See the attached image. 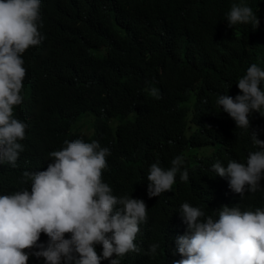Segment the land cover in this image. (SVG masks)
Wrapping results in <instances>:
<instances>
[{"label":"trees","instance_id":"16d2710c","mask_svg":"<svg viewBox=\"0 0 264 264\" xmlns=\"http://www.w3.org/2000/svg\"><path fill=\"white\" fill-rule=\"evenodd\" d=\"M233 3L253 9L264 0H41L43 40L22 54L21 95L27 101L14 108V117L28 125L20 141L24 151L15 168L0 163V195L30 192L31 181L22 182V173L46 170L53 162L49 153L61 150L65 140L97 141L111 152L102 179L112 194L142 199L147 207V222L140 224L135 240L140 252L131 258L162 264L170 253V239L162 233L167 221L176 222L183 203L216 186L208 167L197 171L217 161L226 167L242 157L235 149L258 137L249 129L217 133L206 128L214 100L241 94L242 76L233 82L241 69L219 62L228 43L215 38L228 24ZM195 110L206 113L188 117ZM86 115L92 116L89 123ZM169 141L175 142V155H166ZM178 155L185 156L189 180L177 177L170 192L149 198L150 165L158 162L167 169ZM235 161L246 164L244 158ZM251 205L245 208L254 210ZM45 238L41 233L38 243ZM151 244L159 245L155 257L147 254ZM37 249L26 250L27 264H37L31 255Z\"/></svg>","mask_w":264,"mask_h":264},{"label":"clouds","instance_id":"9594fccd","mask_svg":"<svg viewBox=\"0 0 264 264\" xmlns=\"http://www.w3.org/2000/svg\"><path fill=\"white\" fill-rule=\"evenodd\" d=\"M226 20L215 32L218 41L228 43L219 62L240 67L233 82L242 76L237 83L241 94L214 100L206 128L217 133L249 129L258 137L235 149L242 157L235 156L226 167L217 161L197 171L208 167L216 186L183 203L176 222L167 221L162 233L170 239V253L162 264H264V3L253 9L233 3ZM40 27L41 0H0V163L13 168L28 127L14 117V108L27 101L21 95L26 76L22 54L41 43ZM204 113L195 110L188 117ZM64 145L49 153L53 162L46 170L22 173V182L31 181L30 192L24 188L0 195V264H27L26 250L33 248H38L31 253L37 264H100L102 259L144 264V257L133 260L130 255L140 252L135 240L140 224L147 222V207L142 199L114 196L103 182L110 149L79 138ZM169 145L166 155H175V142ZM183 157L176 156L167 169L158 162L150 165L149 198L170 192L177 177L189 180ZM241 158L246 164L235 161ZM41 233L48 238L38 243ZM158 247L151 244L147 254L155 257Z\"/></svg>","mask_w":264,"mask_h":264},{"label":"rangeland","instance_id":"374dc122","mask_svg":"<svg viewBox=\"0 0 264 264\" xmlns=\"http://www.w3.org/2000/svg\"><path fill=\"white\" fill-rule=\"evenodd\" d=\"M91 118H92L91 115H86V116L84 117V120L88 121V123H89V121L91 120ZM90 131H91V129H88V128H86L85 126L82 128V132H83L84 134H86V135H89ZM99 252L102 253V249H99Z\"/></svg>","mask_w":264,"mask_h":264},{"label":"bare ground","instance_id":"6f19581e","mask_svg":"<svg viewBox=\"0 0 264 264\" xmlns=\"http://www.w3.org/2000/svg\"><path fill=\"white\" fill-rule=\"evenodd\" d=\"M171 264V263H170Z\"/></svg>","mask_w":264,"mask_h":264}]
</instances>
